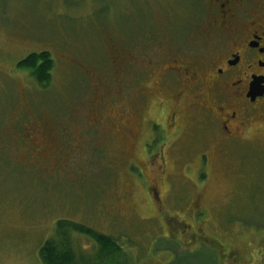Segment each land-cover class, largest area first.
Returning <instances> with one entry per match:
<instances>
[{
  "label": "rangeland",
  "instance_id": "374dc122",
  "mask_svg": "<svg viewBox=\"0 0 264 264\" xmlns=\"http://www.w3.org/2000/svg\"><path fill=\"white\" fill-rule=\"evenodd\" d=\"M194 8L0 0V264H43L62 221L118 241L122 251L98 264H264V133L223 149L186 110L176 144L159 135L142 151L137 116H124L138 106L152 117L155 88L140 71L177 39L193 44ZM31 53L53 61L46 86L18 66ZM68 236L76 254L95 256L87 235Z\"/></svg>",
  "mask_w": 264,
  "mask_h": 264
},
{
  "label": "flooded vegetation",
  "instance_id": "af4514ba",
  "mask_svg": "<svg viewBox=\"0 0 264 264\" xmlns=\"http://www.w3.org/2000/svg\"><path fill=\"white\" fill-rule=\"evenodd\" d=\"M187 2L195 6L189 17L201 26L200 30L194 26L193 44L192 40L177 39L160 58H150L140 71L139 79L155 88V95H150L156 103L152 117L140 116L138 106L129 112L124 110L126 117L137 116L135 137L139 138V131L145 135L142 151L159 135L166 139L165 144H176L186 110L200 124L198 129L207 131L223 149L246 146L252 133H264V0ZM183 34L179 38H184ZM120 92L119 97L123 95ZM149 103L147 99L142 105L145 114ZM122 108L123 104L117 106V110ZM30 131L29 148L34 151V132ZM40 135L49 134L41 131ZM22 140L26 141L25 135ZM204 157L208 158V153H202L201 159ZM192 207L194 210L197 206ZM215 240L228 257L232 250ZM229 257L238 261L237 250Z\"/></svg>",
  "mask_w": 264,
  "mask_h": 264
},
{
  "label": "trees",
  "instance_id": "16d2710c",
  "mask_svg": "<svg viewBox=\"0 0 264 264\" xmlns=\"http://www.w3.org/2000/svg\"><path fill=\"white\" fill-rule=\"evenodd\" d=\"M49 59L47 53H31L18 66L30 69L39 84L46 86L50 83L52 77L53 61ZM58 227L59 229L67 227V230H62L58 236L48 239L43 244L40 249L43 264H98L104 258H110L122 251L114 237L97 232L91 227L67 221L59 222ZM68 231H77V233L87 235L94 241L98 249H96L95 256L92 259L76 254L74 242L68 236Z\"/></svg>",
  "mask_w": 264,
  "mask_h": 264
}]
</instances>
